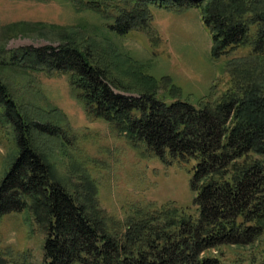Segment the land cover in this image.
<instances>
[{"label":"trees","instance_id":"1","mask_svg":"<svg viewBox=\"0 0 264 264\" xmlns=\"http://www.w3.org/2000/svg\"><path fill=\"white\" fill-rule=\"evenodd\" d=\"M69 1L77 11L111 19L106 28L122 36L149 26L151 6L196 9L210 35L213 58L249 46L264 56V0ZM63 37L58 47L0 48V69L66 74L88 117L114 126L133 147L143 142L167 165H191L197 215L167 203L115 221L97 207L88 179L80 202L52 177L33 147L34 132L48 126L21 112L0 76V127L11 130L16 147L0 181V218L30 211L45 233L44 264H226L221 248L246 247L259 239L264 234L260 85L235 80L217 101L195 106L179 98L180 89L168 76L145 75L133 88L116 84L108 64L94 59V42L81 47L69 34Z\"/></svg>","mask_w":264,"mask_h":264},{"label":"rangeland","instance_id":"2","mask_svg":"<svg viewBox=\"0 0 264 264\" xmlns=\"http://www.w3.org/2000/svg\"><path fill=\"white\" fill-rule=\"evenodd\" d=\"M75 7L69 0H0V48L58 47L69 34L81 47L95 43L94 59L108 64L116 84L133 88L145 75L168 76L179 87V98L195 106L217 101L235 80L256 82L264 91V56L249 46L213 58L210 35L196 9L151 6L149 26L122 36L106 28L111 19ZM0 76L21 112L48 126V131L34 132L33 147L52 177L80 202L87 196L83 183L88 179L97 207L115 221L167 203L197 215L191 165H167L143 142L133 147L114 126L88 117L66 74L7 68L0 69ZM15 155L11 130L0 127V181ZM44 241L27 208L1 216L0 264H44ZM219 252L226 264H264V234L249 246Z\"/></svg>","mask_w":264,"mask_h":264}]
</instances>
